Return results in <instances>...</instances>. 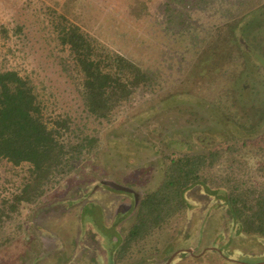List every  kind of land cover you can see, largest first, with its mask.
Here are the masks:
<instances>
[{"label":"rangeland","instance_id":"obj_1","mask_svg":"<svg viewBox=\"0 0 264 264\" xmlns=\"http://www.w3.org/2000/svg\"><path fill=\"white\" fill-rule=\"evenodd\" d=\"M22 1L0 0V67L25 72L38 81L36 84L42 93L49 89L57 90L54 85L59 82L62 73L59 61L62 58L68 60L71 56L68 45L50 34L35 36V33H31L28 39L16 38L11 31L10 15L20 7ZM78 1L83 8L76 5L73 10L86 26L71 15L64 17L69 21L67 23L80 27L92 38L112 39L115 49H120L145 66L154 67L153 71L158 70L161 81L159 86L154 85V89L159 99L164 97L166 91L172 93L179 90L181 87H175L182 81L197 79L201 73L198 69H203L197 67V62L203 64L205 61L201 53L204 48L201 39L230 19L227 9L235 11L233 18L241 20V15L246 14L248 23L252 21L264 27V1L257 4V0H246L244 5L253 6L240 14L230 1L222 0H216L204 11L192 6L182 8V15L188 14L184 29H190L183 30L181 36L172 35L171 29L167 32L163 29L165 23L157 21L162 10L161 3L155 4L149 13L136 18L127 9V4L133 0L75 2ZM10 2L17 6L11 8ZM167 3L173 6L171 2ZM165 6L168 9V5ZM193 34L201 39L194 40ZM249 39L253 40V44L248 45L253 48L264 46V32L259 34L253 31ZM245 54L241 76L245 79L251 74V78H246L251 85L239 92L250 98L256 87L263 97L264 59L259 55L248 58ZM226 75L230 76L229 73ZM223 80L226 81V77L214 78L204 89H198L192 95H188V88L182 86L180 91L172 93L177 96L172 103H184V106L174 109L175 112L171 108L156 113L155 108L148 104H136L121 113L114 124L102 128V150L93 160L96 165L92 166L93 163L89 161L90 169L72 172L36 202L24 204L19 227L17 220L4 224L0 230V241L2 243L5 237L8 239L0 245V264H166L170 257L167 264H229L223 260L224 254L234 260L233 264H264V240L236 234V226L217 195H209L200 185L192 186L184 193L187 209L174 215L163 225V229L150 233L146 240L135 244L129 253L121 257L119 253L123 248L119 249L120 243L115 246L114 242L119 235L122 241L125 238L134 221L135 210L131 208L130 214L116 218L117 224L110 226L119 201L125 204L129 198L127 200V195L112 189L95 186L97 183L101 185L102 180H115L119 184L129 185L143 197L160 184L166 158L180 152L214 148L236 134L239 125L235 123L232 112L239 107L235 105L234 98H228L234 103L230 111H225L229 101L223 100L227 98L213 102ZM66 90L67 98L62 89L58 91L70 102L72 93L68 85ZM157 96L154 99L158 101ZM87 126L92 128L95 125L87 123ZM259 129V135L262 134L261 138H264V124ZM81 194L85 199L80 198ZM69 199H73V203L67 202ZM87 201L100 202L109 208L104 217L106 224L102 225L107 227L104 229L110 236L101 233L99 224L91 216L83 218L81 206ZM77 244L79 249L76 250ZM178 248L191 251L183 250L176 255ZM209 251L214 252L207 254Z\"/></svg>","mask_w":264,"mask_h":264},{"label":"trees","instance_id":"obj_2","mask_svg":"<svg viewBox=\"0 0 264 264\" xmlns=\"http://www.w3.org/2000/svg\"><path fill=\"white\" fill-rule=\"evenodd\" d=\"M75 1L23 0L10 15L11 31L16 38L28 39L31 33L54 35L68 45L71 56L59 61L62 73L54 85L57 90L49 89L44 93L37 86L38 81L25 72L0 67V230L7 221L17 220L19 227L24 204L36 202L72 172L90 169L89 161L92 166L96 165L93 160L98 158L103 143L100 131L114 124L121 113L136 104H148L156 113L171 108L175 112L174 109L184 103H172L177 98L172 93L180 91L182 86L192 95L214 78L226 77V81H219L221 86L213 102L234 98L239 107L232 112L239 125L236 134L214 148L180 152L166 158L162 180L156 189L140 199L134 221L119 247L123 248L119 255L124 257L135 244L146 240L155 230L163 229L170 218L187 209L184 193L195 185L202 186L209 195H217L236 226V234L264 240V138L259 135V127L264 124V96L261 97L256 87L251 99L239 92L251 85L246 79L251 78V74L245 79L241 76L243 55L247 52L248 58L259 55L264 59V46H249L253 44L249 35L253 31L263 33L264 27L252 21L248 23L246 14L241 15V20L233 18L235 11L227 9L230 19L207 33L205 39L194 36L195 33L192 35L196 41L201 39L204 46L201 53L205 61L197 62V67H203L198 69L201 73L197 79L182 81L175 87H181L179 90L166 91L159 99L154 89L161 81L158 70L155 72L154 67L145 66L115 49L112 39L92 38L80 27L67 23L66 15L84 22L73 10L76 5L83 8V4ZM215 1L133 0L127 4V9L140 18L161 3L157 21L165 23L163 29L167 32L171 29L172 35L181 36L183 30L190 29H184L188 14L183 16L181 9L192 6L204 11ZM222 1L235 5L238 14L253 6L244 5L246 0ZM262 1L257 0V4H263ZM163 4L168 5V9ZM9 5L17 6L13 2ZM191 44L194 46V41ZM206 73L208 75H203ZM228 73L230 76L226 75ZM66 85L72 93L70 102L64 99L68 97ZM156 96L158 101L154 99ZM233 105L229 101L223 110L230 111ZM87 123L95 126L89 128ZM255 136L258 137L253 139ZM7 239L0 241V245ZM222 258L226 263L234 262L225 254Z\"/></svg>","mask_w":264,"mask_h":264},{"label":"flooded vegetation","instance_id":"obj_3","mask_svg":"<svg viewBox=\"0 0 264 264\" xmlns=\"http://www.w3.org/2000/svg\"><path fill=\"white\" fill-rule=\"evenodd\" d=\"M95 186H100L103 189H107V188L108 189H112L113 191H116L119 194L127 195L128 196V197L126 196L127 200L129 198V202L128 203L125 202V204L123 203L124 201H119L117 207L114 209V212H113L114 217L112 219L113 222L110 223V226H112L114 224H117L116 223L117 221H115L116 218H118V217L119 218L124 217L127 213L130 214L132 212L131 211V208L136 211L137 206H138V204L140 202V199L142 198V196L140 197L138 195V193L133 188H131L129 185L127 186L125 184H119L115 180H109V179L102 180L101 181V185H99V183H97ZM81 195L82 196L80 198L81 199H85V196L83 194H81ZM122 198H124V197H121V200H124ZM72 200L73 199H69L67 202L73 203ZM89 205H91V207H89ZM81 210L83 212L82 213L83 216H84L83 218H85V216H87V217L91 216L93 218V220L95 221V223L96 224H99L100 230L102 231L101 233H103L104 235L109 234L108 231L105 230V229H107V227L105 228V225H102L103 223L106 224L104 217H105V215L107 214V212L109 210L108 207H104L102 205V203H100V202H95V201L88 202L87 201L86 203H83V205L81 206ZM135 211L133 213V216H135ZM98 219H100L101 224L99 223V220ZM110 235L111 234H109L107 236H110ZM123 242H124V239L122 241V239H121V237L119 235L117 237V241L114 242V245L117 246L120 243V246H121L123 244ZM77 249H79V245L78 244H77L76 250ZM183 250L188 251V249L178 248V249H176L175 254L177 253L176 255H178V254L182 253ZM170 259H171V257L169 258V260ZM169 260L167 261V263H169Z\"/></svg>","mask_w":264,"mask_h":264},{"label":"water","instance_id":"obj_4","mask_svg":"<svg viewBox=\"0 0 264 264\" xmlns=\"http://www.w3.org/2000/svg\"><path fill=\"white\" fill-rule=\"evenodd\" d=\"M188 251H191V250H188Z\"/></svg>","mask_w":264,"mask_h":264}]
</instances>
